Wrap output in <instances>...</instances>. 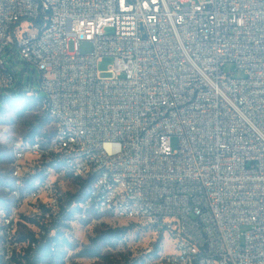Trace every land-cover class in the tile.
Masks as SVG:
<instances>
[{"label": "built area", "instance_id": "2783aa9c", "mask_svg": "<svg viewBox=\"0 0 264 264\" xmlns=\"http://www.w3.org/2000/svg\"><path fill=\"white\" fill-rule=\"evenodd\" d=\"M4 55L40 71L52 126L11 145L7 264L67 214L162 235L152 264H264V0H0V95Z\"/></svg>", "mask_w": 264, "mask_h": 264}, {"label": "trees", "instance_id": "16d2710c", "mask_svg": "<svg viewBox=\"0 0 264 264\" xmlns=\"http://www.w3.org/2000/svg\"><path fill=\"white\" fill-rule=\"evenodd\" d=\"M41 82L42 76L37 79L38 86L36 87L35 82L30 79L25 82L23 77L18 76L14 87L0 95V123L7 117L9 110L13 111L18 117H24L34 110H44V115L35 116L34 123L30 124V130L24 136L25 138L40 136L46 139L52 133L43 131L45 126L51 124V119L44 109L45 94ZM7 158L11 163V156L9 155ZM0 160L4 161L5 159L0 157ZM6 179L0 178V183ZM91 184L90 180L81 182L78 194L75 197L73 196L74 198H71L70 202L73 199H83L90 192ZM71 220L70 214L62 215V218L53 221L49 227L42 226L39 238L36 232L24 226L17 237V243L23 246L19 250L15 249L11 264H66V249L71 247L67 235V231L71 227L69 224ZM29 223L36 226L39 224L34 220H29ZM131 225L129 227H108L98 232L91 240L90 246L79 253V257L102 259L105 264L154 263L163 252L164 238L162 235L158 237L156 242L151 244L152 251L150 253L144 251L141 257L136 259L128 258L125 255L117 258L111 253H104V249H108V252L117 249L118 245L127 238L132 228ZM0 264H7L2 256H0Z\"/></svg>", "mask_w": 264, "mask_h": 264}, {"label": "rangeland", "instance_id": "374dc122", "mask_svg": "<svg viewBox=\"0 0 264 264\" xmlns=\"http://www.w3.org/2000/svg\"><path fill=\"white\" fill-rule=\"evenodd\" d=\"M4 59L6 60L7 67L12 71H16L18 76L23 77L25 82L30 79L35 82L36 87L38 86L37 79L40 78L41 73L36 70L32 64L27 63L22 57H13L10 62L7 61V55H4ZM112 64L113 60L111 58H105L99 63L98 70L103 77L108 76L106 73ZM225 70L226 72H233L234 67L228 65ZM235 75L241 76L238 72L235 73ZM6 109L8 108L6 107ZM36 115H44V110H34L33 112L26 114L24 117H18L13 111L9 110L7 117L0 123V157L5 159L4 161L0 160V178L6 179L13 172V167L7 158L10 153H12V142L24 137L29 132L30 124L34 123ZM43 131L51 133V124L49 123L45 126ZM171 145L174 149H177L178 140L176 137L171 139ZM128 224L131 223L124 220L118 221L114 217L104 214L90 216L86 221L74 223L67 231L71 247H67L66 249V264H105L102 259L80 258L79 253L90 246L91 240L98 232H101L108 227H129L127 226ZM131 227L127 238L118 245L116 250L108 252V249H104V253H111L117 258H120L121 255H125L128 258L130 257L131 259L141 257L146 247L152 243L154 238L149 231L138 230L133 225H131ZM164 251L172 252L171 240L165 243Z\"/></svg>", "mask_w": 264, "mask_h": 264}]
</instances>
